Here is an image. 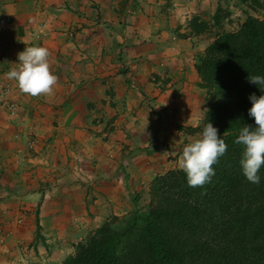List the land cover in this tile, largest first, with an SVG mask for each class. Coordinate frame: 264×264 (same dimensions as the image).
I'll use <instances>...</instances> for the list:
<instances>
[{"label":"crops","instance_id":"obj_1","mask_svg":"<svg viewBox=\"0 0 264 264\" xmlns=\"http://www.w3.org/2000/svg\"><path fill=\"white\" fill-rule=\"evenodd\" d=\"M196 1L0 0L12 20L0 37V71L36 46L48 49L58 77L50 95L13 88L22 106L17 124L0 110V163L12 165H0V264H62L123 208L138 181L131 174L158 176L161 155L197 138L186 129L199 126L195 67L209 43L201 47L205 32L192 33L190 22L209 24V17L189 8ZM123 69L126 76L118 73ZM31 115L30 125L23 123ZM152 137L157 141L148 148ZM21 142L33 147L27 159L7 155L18 143L24 149Z\"/></svg>","mask_w":264,"mask_h":264},{"label":"trees","instance_id":"obj_2","mask_svg":"<svg viewBox=\"0 0 264 264\" xmlns=\"http://www.w3.org/2000/svg\"><path fill=\"white\" fill-rule=\"evenodd\" d=\"M227 16L218 8L212 26L220 28ZM197 21L190 22L192 33L209 30ZM195 69L199 87L219 99L191 132L209 122L227 144L211 181L189 187L182 170L155 178L146 213L134 212L117 226L103 223L62 264H264V166L260 183H249L239 165L242 146L234 143L243 125L254 126L249 96L264 95L247 80L264 76V19L247 16L237 31L217 34Z\"/></svg>","mask_w":264,"mask_h":264},{"label":"clouds","instance_id":"obj_3","mask_svg":"<svg viewBox=\"0 0 264 264\" xmlns=\"http://www.w3.org/2000/svg\"><path fill=\"white\" fill-rule=\"evenodd\" d=\"M49 55L45 47H25L17 54L18 63L5 74L6 78L14 81L23 94L32 97L52 94L58 77L50 70ZM247 80L264 92V76L248 75ZM249 100L252 107L248 109V116L253 118L254 126L243 125L234 143L242 146L239 160L242 175L249 183L259 184V172L264 166V95L251 94ZM226 151L227 144L219 130L207 122L197 138L183 147L177 162L178 168L186 174L188 186L202 187L209 183L215 175L212 166Z\"/></svg>","mask_w":264,"mask_h":264},{"label":"rangeland","instance_id":"obj_4","mask_svg":"<svg viewBox=\"0 0 264 264\" xmlns=\"http://www.w3.org/2000/svg\"><path fill=\"white\" fill-rule=\"evenodd\" d=\"M202 2H205V4H204L205 6L201 9L200 7H202ZM258 5H260V6L253 5L249 1H247V3H245L242 0H203V1L197 0L196 3L195 4L193 3L192 7H189V8H193L195 14L197 13V11H199L198 14H201V12H206V16L209 17L208 23L211 26V28L207 32L204 33V35H203L204 38L202 37L200 40L202 42L201 47H206L207 43L210 44L211 42H213L215 40L217 34H221L223 32H231L232 33V32L237 31L240 24L246 19L247 16H252V17H256L260 20L261 19L263 20L264 19V0H260ZM218 8L220 9L221 15L228 14V16L223 19L222 26L220 28L213 27L212 26L213 24L211 21L212 16L214 15V13L216 12V10ZM192 15L194 16V14H192ZM8 16L10 17V15H8ZM127 72H128V70L123 69V71L118 72V73L123 75V76H126ZM9 81L11 82L13 88L14 87L17 88L14 81H12V80H9ZM199 81H200V79H199ZM199 83H198V87H199ZM129 84H130L129 86L131 88V84H132L131 80H129ZM132 86H134V85H132ZM164 86H167V85L163 84L162 86H160V88L161 89H168V88H165ZM134 87H137V86L135 85ZM134 91H135V95L138 96V92L135 90V88H134ZM199 91H200L199 93H201L200 94V97H201L200 103H201L202 111H201V117L199 118L198 123H199V126H201V124H203V122H204L205 114L208 112L209 104L216 102L219 99V97H217L216 95L215 96L210 95L208 91L203 90L200 87H199ZM13 95H14V89H13ZM106 96L108 97L109 93ZM14 97H15V95H14ZM13 99L18 106V113H16V115L11 116L9 118L12 120L11 121L12 124L14 123V125H15L18 123L19 120H21L19 118H20L22 106L19 104V102L16 101L15 98H13ZM146 99L148 100L147 97H146ZM149 101L152 103L153 99H149L147 101V103L145 104V107L150 109L152 121L153 122L158 121L157 123H159V120L162 117L159 115V112H156L153 109L152 105H150L148 103ZM104 102L107 103L108 100L106 99ZM90 103H91L90 106H93L94 103L93 102H90ZM4 115L6 116V113ZM5 116H3V118H5ZM33 119H34V117L32 115L28 116V117H24L23 123L30 125V122ZM92 121L95 125H97L98 117L93 118ZM18 127L23 128V125L22 126L19 125ZM186 132L190 133L191 130L186 129ZM17 139H14V140H17ZM156 141H157V138L152 137V139L150 140V143L146 144V146H148V148H149L151 146V144H154ZM184 141L185 142H183V143H186V140H184ZM21 143H22L24 149L21 150L19 147L21 145H20V143H18V145L16 147H15V145L10 146V148L14 149V150L11 151V149H9L7 155H11V153H13V155H11V156L14 157L15 156L14 154L16 153L17 155H20L23 158L27 159L28 157L25 154H30L31 150H33V147L31 146V148H29V146H28V148L30 149L29 150L27 147H24V142H21ZM143 149H146V148H143ZM181 154H182V151L180 149H177L176 151L172 150L171 153L169 154L170 156H167V153H165L164 155H161V156H163L161 158H162V161L164 160V162L162 163V168H161L162 173L159 174L158 176L148 177V176H146V174L145 175L142 174L141 171H136V173L134 172V174H131V175H135L138 178V181H135V182L132 181V186L130 188L131 191L128 192L127 195L125 194L127 199L123 202V206H122L123 208L125 207V209H127L126 206L128 205V203L129 204L131 203V208H129V210H127V212H125L124 210L121 211L123 209L122 208L121 210H119V212H115V213L110 214L104 223L109 222V223H111V224L113 223L117 226L122 221L127 219L134 212L141 213V214L146 213L148 210V207H149L150 199H151L150 189H151L152 182L154 181L155 178L164 176L170 171L180 170L178 168L177 162L179 159V155H181ZM0 165L2 168H5V169L9 168L8 166H10V167L12 166L8 161L7 162H1ZM29 172H30V170H29ZM32 179H33V177L29 180L24 179V183H26L28 185V183ZM7 183H10V185H11L13 183V181H10V182L6 181V187H9V184H7ZM0 187H1V184H0ZM2 198H3V196H0V202H1ZM94 231H92L91 233H93ZM36 233H37V235H39L38 232H36Z\"/></svg>","mask_w":264,"mask_h":264},{"label":"built area","instance_id":"obj_5","mask_svg":"<svg viewBox=\"0 0 264 264\" xmlns=\"http://www.w3.org/2000/svg\"><path fill=\"white\" fill-rule=\"evenodd\" d=\"M11 19L7 14L0 12V37L4 36L9 28ZM0 110L9 117L18 113V106L13 99V86L9 79L0 71Z\"/></svg>","mask_w":264,"mask_h":264}]
</instances>
